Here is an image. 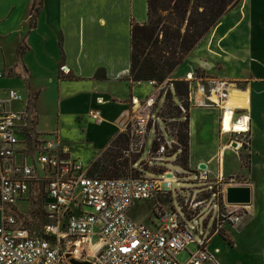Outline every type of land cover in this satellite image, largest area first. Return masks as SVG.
<instances>
[{
	"label": "built area",
	"instance_id": "built-area-1",
	"mask_svg": "<svg viewBox=\"0 0 264 264\" xmlns=\"http://www.w3.org/2000/svg\"><path fill=\"white\" fill-rule=\"evenodd\" d=\"M8 76L0 72V79ZM181 82L188 85L187 95L177 93L175 82L168 79L148 82L153 93L145 101L132 99L133 112L124 129L129 135L125 154L131 176L124 178L89 176L90 168L70 156L59 133L38 131L36 100L17 89L0 90V264H181L178 256L191 245L197 251L185 264H216L208 251L211 241L226 226L242 224L249 206L230 204L228 188L244 185L225 178L220 152L215 180L210 163L189 170L187 175L194 174L193 183L203 185L200 188L175 190L173 184L181 182L169 177L176 174L153 164L170 163L167 160L178 154L182 165L185 147L178 129L185 125L191 137L195 109L220 111V135L230 136L220 150L224 152L251 153L252 119L241 114L246 109L228 107L227 81L196 70ZM162 99L165 105L159 115L165 131L155 115ZM168 104L177 109L178 117L165 116ZM90 115L101 118L99 111ZM241 124L245 130L238 131ZM151 133L153 150L141 161ZM147 171L161 178H148ZM143 202L152 203L150 224L137 223L130 216Z\"/></svg>",
	"mask_w": 264,
	"mask_h": 264
},
{
	"label": "crops",
	"instance_id": "crops-1",
	"mask_svg": "<svg viewBox=\"0 0 264 264\" xmlns=\"http://www.w3.org/2000/svg\"><path fill=\"white\" fill-rule=\"evenodd\" d=\"M36 1L41 5L31 27ZM148 20V0H0V45L7 35H16L18 47L26 44L20 64L15 61L0 68L1 73H10L0 79V90L38 93L37 109L49 90L44 82L57 90L59 99L73 93L74 112L99 111L97 124L109 125L106 149L124 133L133 112L132 99L143 97L139 88L146 86L151 91L148 82H133L130 75L132 22L145 24ZM205 64L209 78L230 84V96L232 89L249 94V107L241 114L252 119V132L258 130L264 136V0H242L224 15L172 80H183ZM100 72L106 78H97ZM70 76L74 79H68ZM104 107V112L115 115L113 119L104 117ZM219 119L220 115V135ZM251 153L253 156L252 146ZM216 157L199 164H209ZM244 186L252 190L245 220L236 228L226 226L224 234L214 237L208 247L216 264H264V207L258 205L264 194L251 178Z\"/></svg>",
	"mask_w": 264,
	"mask_h": 264
},
{
	"label": "rangeland",
	"instance_id": "rangeland-1",
	"mask_svg": "<svg viewBox=\"0 0 264 264\" xmlns=\"http://www.w3.org/2000/svg\"><path fill=\"white\" fill-rule=\"evenodd\" d=\"M35 18L30 17V23L35 22ZM26 44H21L18 47L16 35H7L5 40L1 42L0 45V68L4 64H13L16 61V65L20 64L21 56L26 52ZM18 48V49H17ZM10 65V66H11ZM9 67V66H8ZM7 67V68H8ZM207 68V66H206ZM199 74L207 76L205 69H198ZM173 75L169 78L172 80ZM68 79H74L72 76ZM215 79V78H214ZM219 80V79H217ZM173 82H181V80ZM223 81V80H222ZM43 86H48L49 90L43 93V98L39 101L38 111H39V125L38 131L42 133H59L60 140L65 149L70 151V154L74 160L80 161L85 165V169L90 168V173L95 177L102 175L104 167L111 165L114 158L116 161H124L129 159L126 157L125 149L127 144H113L111 143L106 149H103L105 137L110 129L109 125L97 124L90 113L84 112L82 115L74 112L75 105L73 99V93L64 94L62 99L58 98L57 90L49 83H42ZM27 96L32 101L36 100L38 93L34 91H29ZM148 93V94H147ZM153 93L152 87L141 86L138 90V94L143 96L140 98L141 101H145ZM174 96V101L179 103L176 96V91H172ZM147 94V95H146ZM37 107V104H35ZM165 105V100L162 99L159 107L157 108L155 115L159 116L158 123L160 127L164 130V123L160 118L161 109ZM107 108H103V112ZM74 112V113H73ZM109 113V111H108ZM104 112V117L107 116L108 120L115 117L112 114ZM88 115V117H87ZM220 113L213 109H195L191 113V137L189 146V163L190 168H185L178 162L179 155L176 154L169 158L167 161L170 163H154L153 165L162 166L164 168L172 170L176 176H170L169 178L173 181L178 180L181 182L180 185L177 183L173 184L175 190H180L184 188H200L203 185L193 183L195 181V175H187L189 170L194 171L201 160H211L216 155L221 152V148L227 145L230 141V136H221L217 132V122ZM130 120V119H129ZM128 123V122H127ZM97 125V126H96ZM127 125V124H126ZM165 131V130H164ZM126 133V132H124ZM120 135H123L120 134ZM119 135V136H120ZM118 136L115 138L117 140ZM252 153L243 149L239 152H234L232 150L226 151L222 157V167L223 173L226 179L234 178L235 182L245 185L250 178L253 179L259 185V189L262 194H264V136L261 131L254 130L252 132ZM154 147V133H151L148 138L145 153L141 161H145ZM246 166H244L243 165ZM210 169L213 171L211 176L212 180L217 178L219 173L218 160L214 159L209 164ZM124 170L121 175L123 177L131 176L130 169ZM252 171L250 173V170ZM178 174H185L184 176H179ZM137 176V175H136ZM148 178H161V175L154 174L150 171L146 172ZM250 176V178H249ZM187 182V183H185ZM229 182V180H227ZM264 199H261L258 203L259 207H264ZM137 204L131 211V218L137 223L150 224L149 215L152 212V203L143 202L141 205ZM224 232V231H223ZM223 235L224 233L221 232ZM197 251L196 245H191L188 251L181 253L178 256V262L185 264L191 253Z\"/></svg>",
	"mask_w": 264,
	"mask_h": 264
},
{
	"label": "trees",
	"instance_id": "trees-1",
	"mask_svg": "<svg viewBox=\"0 0 264 264\" xmlns=\"http://www.w3.org/2000/svg\"><path fill=\"white\" fill-rule=\"evenodd\" d=\"M242 0H148L149 20L145 24L132 22V55L130 75L133 82L163 83L180 68L196 47L214 30L228 12ZM41 3L35 2L31 21L39 15ZM37 19V18H36ZM36 20L30 23L34 27ZM97 78H106L104 72ZM176 91L187 95L188 85L175 82ZM165 116L178 117L177 109L168 104ZM179 138L185 147L182 166L189 168V135L186 126H179ZM113 144L126 143L129 135L123 133ZM103 168L101 178H124L121 173L129 169L130 160L116 161ZM137 159H134L136 161ZM244 165V163H243ZM245 166V165H244ZM246 167V166H245ZM89 176L95 177L89 172ZM128 177V176H127Z\"/></svg>",
	"mask_w": 264,
	"mask_h": 264
},
{
	"label": "water",
	"instance_id": "water-1",
	"mask_svg": "<svg viewBox=\"0 0 264 264\" xmlns=\"http://www.w3.org/2000/svg\"><path fill=\"white\" fill-rule=\"evenodd\" d=\"M201 168H206V165H201ZM228 202L235 205H250L252 202V190L248 186L228 188ZM73 264H91L78 261H72Z\"/></svg>",
	"mask_w": 264,
	"mask_h": 264
},
{
	"label": "bare ground",
	"instance_id": "bare-ground-1",
	"mask_svg": "<svg viewBox=\"0 0 264 264\" xmlns=\"http://www.w3.org/2000/svg\"><path fill=\"white\" fill-rule=\"evenodd\" d=\"M233 91H231V96H230V99H229V102H228V107H230L231 109H234V108H242V109H246L249 107V104H250V96L249 94H244L242 93L241 91H238V90H234L232 89ZM248 119L244 120V123L246 125V122H247ZM239 128H236L238 131H243L245 129H243L242 127V124L238 126ZM228 128V126H227ZM241 148V145L239 144L238 145V149ZM224 149V148H223ZM224 152V150H223ZM220 156L221 158L223 157V153L221 152L220 153Z\"/></svg>",
	"mask_w": 264,
	"mask_h": 264
}]
</instances>
